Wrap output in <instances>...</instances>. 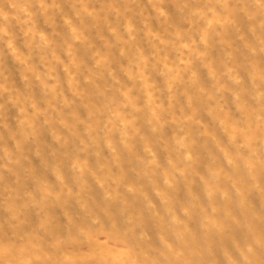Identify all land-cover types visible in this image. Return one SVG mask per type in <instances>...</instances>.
<instances>
[{
    "label": "rangeland",
    "instance_id": "374dc122",
    "mask_svg": "<svg viewBox=\"0 0 264 264\" xmlns=\"http://www.w3.org/2000/svg\"><path fill=\"white\" fill-rule=\"evenodd\" d=\"M0 264H264V0H0Z\"/></svg>",
    "mask_w": 264,
    "mask_h": 264
}]
</instances>
